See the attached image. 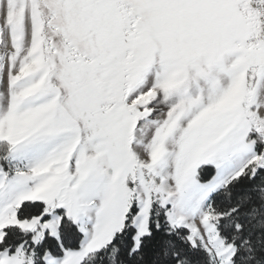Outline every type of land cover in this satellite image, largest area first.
<instances>
[{
  "label": "snow or ice",
  "instance_id": "1",
  "mask_svg": "<svg viewBox=\"0 0 264 264\" xmlns=\"http://www.w3.org/2000/svg\"><path fill=\"white\" fill-rule=\"evenodd\" d=\"M0 264H264V0H0Z\"/></svg>",
  "mask_w": 264,
  "mask_h": 264
}]
</instances>
